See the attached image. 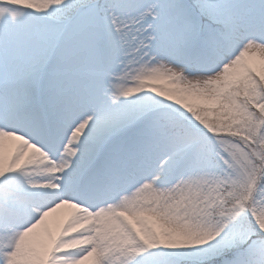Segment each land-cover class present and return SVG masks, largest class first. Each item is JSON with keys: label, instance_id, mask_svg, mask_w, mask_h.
Wrapping results in <instances>:
<instances>
[{"label": "snow or ice", "instance_id": "1", "mask_svg": "<svg viewBox=\"0 0 264 264\" xmlns=\"http://www.w3.org/2000/svg\"><path fill=\"white\" fill-rule=\"evenodd\" d=\"M0 264H264V0H0Z\"/></svg>", "mask_w": 264, "mask_h": 264}]
</instances>
